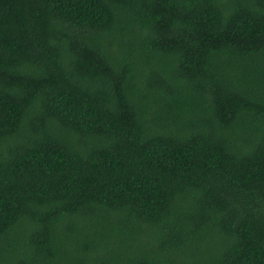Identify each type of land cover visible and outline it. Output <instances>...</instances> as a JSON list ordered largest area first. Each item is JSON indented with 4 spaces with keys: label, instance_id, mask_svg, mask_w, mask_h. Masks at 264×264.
Wrapping results in <instances>:
<instances>
[{
    "label": "trees",
    "instance_id": "obj_1",
    "mask_svg": "<svg viewBox=\"0 0 264 264\" xmlns=\"http://www.w3.org/2000/svg\"><path fill=\"white\" fill-rule=\"evenodd\" d=\"M0 264H264V0H0Z\"/></svg>",
    "mask_w": 264,
    "mask_h": 264
}]
</instances>
